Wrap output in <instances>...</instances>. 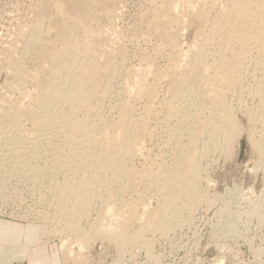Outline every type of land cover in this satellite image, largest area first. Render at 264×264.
<instances>
[{
    "label": "rangeland",
    "instance_id": "374dc122",
    "mask_svg": "<svg viewBox=\"0 0 264 264\" xmlns=\"http://www.w3.org/2000/svg\"><path fill=\"white\" fill-rule=\"evenodd\" d=\"M187 1L191 0H116L111 22L100 23L87 34L82 26L75 34L72 30L76 24L55 13L48 0H0V126L6 123L5 129H0V154L11 146L7 144L4 147L5 143H12L13 139L11 147L16 148L10 147L12 152L5 151V155H0V167L3 169L0 175L4 176L0 177V221L10 222L17 229L21 225L27 226L31 235L35 234V238L40 239L33 248L14 249L17 257L21 258L23 254L28 257L16 262H13V257L8 261L3 257L5 264H91L93 258L95 264H215L222 258L225 259L224 264H264V97L260 95L264 90V16L261 13L252 20L233 13L222 16V13L238 7L239 0H199L209 11L205 35L199 36L198 25L192 26L190 20L186 28L175 25L176 19L188 10ZM98 13L105 15L107 9L100 7ZM48 14L54 17L56 28L57 23L64 28L51 33L50 49L41 48L47 55L40 56L39 62L57 64L68 55L70 66L59 79L72 87L91 57L96 77L104 92L107 91V94L96 96L98 100L94 108L97 111L90 118L97 125L90 133L62 122L72 117L73 108L49 100L44 91L47 83L41 79L44 68L39 67V63L27 61L23 68L27 76L20 82L4 63L9 55L19 56L17 62L21 63L23 45L20 41L25 38L32 42V46L37 43L34 42L38 30L36 23ZM158 19L163 22H159L161 27L155 25ZM162 31L177 33L182 49L164 43ZM244 35L252 36L245 45L240 41ZM14 47L15 52L12 50ZM181 58L186 61L184 64L180 62L181 67L178 68L176 62ZM223 58L228 67L225 77L219 80V61ZM184 66L187 67L185 71L189 68V71L202 74L204 80L200 82L199 91L189 87L190 94H183H188V97L177 105V94L186 92L189 83L187 79L183 80L184 84L182 82ZM147 67L166 77L156 81L152 75L146 74L149 71ZM110 72L115 74L114 78H110ZM140 78L144 80L145 88H150L149 98L136 90V82ZM64 93L70 95L71 88ZM214 94L233 108L234 122L230 129L233 137L228 143L223 142V134L219 130L225 123H219L217 127L210 125L204 137L198 136L197 115L202 116L201 120L210 117L212 103L208 101L206 104L205 98ZM42 103L46 106L41 108ZM19 107L22 111L39 108L40 121H44L41 123L39 117H32L29 113L24 116L14 115L16 112L6 114ZM123 107H130L132 119L142 123L137 129L139 133L127 134L130 142L133 141L134 152L126 159L122 158L124 166L120 180L113 181V187L118 191V196L114 194L113 197L119 200L112 198L118 213L117 223H126L125 234L114 237L118 231L116 221L110 222L105 217V208L110 201L108 192L105 193L112 183L110 172L106 173L109 176L105 177L104 183L96 186L92 196L99 199L94 200L89 215L81 217V220L80 216L69 213L74 199L63 196L61 190L86 175L90 157L95 151L106 149L107 145L109 149L111 140H123L125 134L122 133L123 137L119 133L116 135L118 138L114 136L111 139L114 130L106 127L107 122L112 125L120 118ZM86 113L79 110L75 113L76 120H83ZM16 120L20 122L14 125ZM181 124L186 127L183 133L179 128ZM193 132L196 139L191 142L189 138ZM137 134L139 138L141 135V143ZM92 136L102 138L103 145L92 146L88 140L93 139ZM253 138L259 140L262 149L253 148ZM116 141L114 145H117ZM15 152L17 154L13 155ZM185 153L190 158H200L201 164L189 167L192 172L197 168L195 184L199 195L190 194L192 199H188L186 195L162 194L154 187V178L160 176L161 183L173 187L164 175L175 169L184 170L179 159ZM1 160L9 164L7 168L4 169L5 164ZM21 167L26 173L21 171L24 170ZM73 171L78 172L75 174ZM100 188L102 191L106 188V191L102 194ZM166 205L175 207L173 213L179 216L191 217L188 223L168 229L169 233L168 230L159 232L158 221L154 220L156 215L164 213L162 207ZM59 207H63L62 212ZM56 218L60 219L59 224L55 223ZM102 223L114 224L110 237L101 234L103 230L99 227ZM74 224L91 234V239L82 244L83 252L76 241ZM224 225L234 226L236 233H228L229 228ZM139 232L143 237H135ZM64 239L68 249L72 248L71 253L68 249L61 250ZM5 250V255H12L8 249Z\"/></svg>",
    "mask_w": 264,
    "mask_h": 264
},
{
    "label": "bare ground",
    "instance_id": "6f19581e",
    "mask_svg": "<svg viewBox=\"0 0 264 264\" xmlns=\"http://www.w3.org/2000/svg\"><path fill=\"white\" fill-rule=\"evenodd\" d=\"M49 1V5H51L55 11V13L59 14L61 17L63 18H66L68 20H71L73 24H76L74 25L73 27V32L76 34L80 27L84 26L85 27V33H89L90 31H92V28L100 23L102 24H106V23H109L113 20V17H114V3L116 2V0H48ZM240 2V5L238 7H234L232 9H230L229 11H226L224 13H222V16H227L231 13L233 14H239L240 16H243L247 19H254L252 17H255L257 16L258 14H262V16H264V0H254V1H249V0H239ZM186 5H189L188 6V10H185L182 14L181 17H179L178 19H176L175 21V25L179 26V27H184L186 28V24L188 23V21L190 22V24H197L199 29L198 30V34L199 36L203 35L205 32L204 30L206 29L207 27V22H208V10L206 7L203 6V3L199 0H191L190 2L187 1ZM100 7H105L107 9V13L104 15V14H101V13H98V10ZM96 13V14H95ZM252 18V19H251ZM42 20V21H41ZM39 20L37 23H36V27H38V30H37V36L34 40V42H37L35 43L33 46H32V42L29 43L28 39L25 40V38H23L20 43L21 45H23V48L21 49H18L20 52H21V55H20V64H18V59H19V56H15V55H9L5 58V61L4 63L6 64V66H8L11 71H12V75H14L15 79L18 80L19 82L22 81L24 78H26L27 74L24 73V65L27 61H34L36 63H39V67H43L44 68V73L41 77L42 81L44 83H47V86L44 87V91H46V95L48 96L49 100L50 101H53V102H58L60 103L61 105H64V106H69L70 108H73V115L72 117L68 118V119H63L62 122L63 123H67V125L71 128H74L73 126L76 125L75 127L77 128L78 127H81V129L83 131H86L87 133H90V131H93L94 128L96 127L97 125V122L95 120H92L90 118L91 114L93 116V114H95V110L96 108L95 105L97 104V98L96 96H98L99 94H107L106 92H104V88L101 86L102 84H100L99 80L97 79V73L94 72L93 70V64H92V61H91V57L89 58V62L87 63V65L84 67V69L82 70V74L81 76L79 77V79L76 80L75 83H73L72 87H69V85H65L64 82H61L60 79H59V76L61 75V73L63 71H66L68 70L69 66H70V60H69V56L66 55L64 56L62 59H61V62L60 63H48L47 65H45L44 63L41 64L39 62L40 60V56H46V52L45 51H42L43 49L45 50H49L50 49V36H51V33L53 31H59L60 29H63L64 27L60 24V23H57L58 27L56 28L55 25H54V17L51 16L50 14H48V16L45 18V19H41ZM156 22V23H155ZM154 23L157 27H159L163 22L160 21L159 19L156 20ZM159 22H162L160 23L159 25ZM165 23V22H164ZM155 26V27H156ZM163 26V25H162ZM165 26V24H164ZM170 26V25H169ZM161 27V26H160ZM197 27V28H198ZM151 28V27H150ZM164 29V28H163ZM29 32V31H28ZM31 32H34L33 29H31ZM205 35V34H204ZM162 38H163V42L164 43H168L169 45L173 46V47H176V48H180L179 47V38H178V34L177 33H173V32H170V31H167L166 33H164L162 31ZM252 40V36L251 35H244V36H241L240 37V41L242 43L247 44L249 41ZM262 43L264 44V40L262 41ZM264 46V45H263ZM41 48H43L41 50ZM182 48H180L179 50H181ZM14 52L16 50V47H14L12 49ZM180 53V52H179ZM181 54V53H180ZM181 57V56H180ZM186 61V60H185ZM184 59L181 58V60H179L178 62V68L180 66V62H182V64H184ZM150 64V63H149ZM177 65V64H176ZM176 67V66H175ZM181 67V66H180ZM227 67H228V64L226 62V60L223 58L219 61V68H220V76H219V80H221L223 77H225V73L227 72ZM184 68V71L186 70L187 67H183ZM147 69H149L147 67ZM146 70V69H145ZM141 71V70H140ZM147 71V70H146ZM144 72V71H143ZM96 73V74H95ZM170 73V72H169ZM168 73V74H169ZM183 73V72H182ZM146 74H150L152 75L156 81H161L163 76L166 77L163 73H160V72H155L152 69H149L148 73L146 72ZM114 73L113 72H110V78H114ZM97 76V77H96ZM146 76V75H145ZM187 77V78H184V77ZM183 79H182V82L183 80L187 79L189 83H187V91H182L180 93L177 94V97L179 96L177 102H175L177 105L178 104H181L184 99L186 97H188V94H190V90H188L189 87H191V89L193 90H198V88L200 87V82L204 80V76L196 71H189V68L187 71L184 72V74L182 75ZM142 78L144 79V77L142 76ZM140 78L138 79V82H136V87L138 90V94L142 95L144 94V97H148L149 93L148 91L150 90V88H145V82L144 80ZM181 78V77H180ZM208 79L205 77V80ZM209 80V79H208ZM211 82V80H210ZM215 82V81H214ZM213 82V83H214ZM203 83V82H202ZM208 83V82H207ZM217 83V82H215ZM184 84V82H183ZM182 84V85H183ZM185 85V86H186ZM211 85V84H210ZM202 87V86H201ZM67 88H71V93L70 95H67L65 94V90ZM180 88V87H179ZM176 89V88H175ZM178 89V88H177ZM185 89V88H184ZM174 91V90H172ZM177 91V90H176ZM199 91V90H198ZM185 93H188L186 96L183 95ZM260 95L261 97H264V90L261 92L260 91ZM181 95V96H180ZM259 95V96H260ZM101 96V95H100ZM213 96V95H212ZM210 96L211 98H205V103L207 104L208 101H211L212 104L211 107H213L212 109V113L210 115V117H208V119H204V120H201L200 118L202 116H200V114H198L197 116V122L198 123V127H197V130H199V135L198 136H202L204 137L205 133L209 132L207 131L209 126L210 125H213L214 127H217V125L219 123H225L226 125L223 126V127H220L219 130H221V133L223 134V142L225 143H228L230 142L231 138L233 137L232 134H231V127L233 125V122H234V118H233V108L228 104H226L225 102L221 101L219 96H214L212 97ZM103 97V96H102ZM97 99V100H96ZM174 99V98H173ZM211 99V100H209ZM186 100V99H185ZM100 103V101H99ZM188 103V102H187ZM59 104V105H60ZM186 105V104H185ZM263 107H264V103L262 104ZM45 103H42L39 107H45ZM97 106V105H96ZM206 106V105H205ZM132 107V106H131ZM175 107V106H174ZM172 107V109L174 108ZM208 108V106H206ZM204 107L203 108V111L204 109L206 108ZM124 108V107H123ZM122 108V109H123ZM13 109V108H12ZM83 111H87L86 113V117L83 118V120H76L77 118H75V113H77L79 110H82ZM181 109V108H180ZM175 109H173L172 111H174ZM170 111V110H169ZM11 112H16L14 113V115H23L26 113L27 115H31L32 117H36L39 119L40 121V116H39V108L38 109H32L30 111H27V110H24L22 111L21 108L19 107L18 109L14 108L12 111H8L6 112L7 113H10ZM19 112V113H17ZM23 112V113H22ZM121 112V111H120ZM131 112L133 113V110L131 111V108L130 107H125L124 110H122V113L121 115H119V119H117V121L115 122H112V125L109 124V122L106 123V127L109 129V130H114L113 132V137H117L116 135H120L121 133L122 134H125L124 137L123 135L121 134V136L123 137V140H121V142H117V145H114V141L112 142V140L110 141V147L109 149H107V146H106V149H104L105 147H103L102 150H97L94 152H92L93 154V157L91 155L90 157V162H89V168H87L88 172L85 173L86 171H83L86 175L82 176V178H80L79 180L75 181L73 183L72 186H69V187H62V190H61V193L63 194V196H72L73 197V203H72V207L70 208L69 210V213L71 215H74L75 217L78 215L80 216V219L81 220L82 218L81 217H87L89 215V211L91 210V205L92 203H94V200L97 199L94 196L95 192H96V186H100L99 184H103L104 183V179L105 177L108 175L106 174L107 172L111 173L112 174V183H111V180L109 183H111V187L106 190L102 189L100 190L99 189V192L101 191L102 194L104 193V191H106L105 193L108 192V196H109V202H112V204H110L108 202V204L106 205V208H105V217L106 219H108L110 222L112 221H116L115 225L118 227V231L114 234V237H117V236H120V235H123L125 234V230H126V223L125 222H122L121 224H118L117 221H118V213L116 211V208H114L113 206V199L114 200L116 199L114 196V194H117L118 191L115 190V187H113V181L114 180H117L119 181L120 180V176H121V170H122V166L123 165V162H122V158L126 159L127 157H130L132 155V152L133 151V146H132V142H130L131 140L128 139L129 135L127 136V134L131 133V132H134L135 134L136 133H139L137 131L138 127L141 126L139 124H141L142 122L141 121H134L132 118V114ZM171 112V111H170ZM169 112V113H170ZM205 112V111H204ZM29 113V114H28ZM98 113V112H97ZM96 113V114H97ZM114 113V112H113ZM119 113V112H118ZM198 113V112H197ZM196 113V114H197ZM201 115H202V112L200 111ZM136 114V113H135ZM99 115V114H98ZM101 115H103L101 113ZM180 115V114H179ZM183 115V114H182ZM181 115V116H182ZM187 115V114H186ZM7 116V115H6ZM13 116V115H12ZM11 116V117H12ZM2 117V116H1ZM142 117V116H141ZM173 117V116H172ZM4 118V117H3ZM14 118V117H12ZM185 118V117H184ZM188 118V117H187ZM192 118V116H191ZM19 119V118H17ZM20 119L21 116H20ZM101 119V118H100ZM171 119V118H170ZM173 119V118H172ZM20 122V120H16L15 121V124L16 125V122ZM42 121V120H41ZM40 121V122H41ZM44 121V120H43ZM42 121V122H43ZM111 121V120H110ZM145 121V120H144ZM143 121V123H144ZM169 121V120H168ZM194 121V120H193ZM5 122V121H4ZM41 122V123H42ZM111 123V122H110ZM182 123V122H181ZM186 123V122H185ZM6 124V123H5ZM3 124V125H5ZM103 124V122H102ZM145 124V123H144ZM193 124V123H192ZM0 126V129H5L6 125L5 126ZM81 125V126H79ZM182 126V124H181ZM179 127L183 133V131H186V127L185 126H182V127ZM191 126V125H189ZM21 127V126H20ZM105 127V128H106ZM112 128V129H111ZM12 129V128H11ZM21 129V128H20ZM75 129V128H74ZM97 129V128H96ZM140 129V128H139ZM138 129V130H139ZM188 129V128H187ZM178 131V126H177V129ZM215 130V129H214ZM13 131V130H12ZM179 130V133L181 132ZM207 131V132H206ZM1 132V130H0ZM9 132V131H8ZM96 132V131H95ZM176 132V131H175ZM13 133V132H12ZM23 133V132H22ZM120 133V134H119ZM133 133V134H134ZM189 133V132H188ZM4 134V133H3ZM3 134H1L3 136ZM24 134V133H23ZM25 134H27L25 132ZM98 134V133H97ZM178 134V133H177ZM181 134V133H180ZM191 134V137L189 138V140L192 141H195L196 139V136H194V132L193 133H190ZM5 135V134H4ZM111 135V134H109ZM108 135V136H109ZM138 135V134H137ZM172 135H176V134H172ZM26 136V135H25ZM32 136V135H31ZM105 136V135H104ZM103 136V137H104ZM177 136V135H176ZM190 136V135H189ZM22 137V136H21ZM29 137V136H28ZM34 137V136H33ZM91 137V135L89 136ZM95 137V136H92V138ZM119 137V136H118ZM117 137V138H118ZM186 137V136H185ZM253 137V135L251 136ZM8 138V136H7ZM12 138V137H11ZM9 138V139H11ZM37 138V137H35ZM105 138V137H104ZM107 138V137H106ZM121 138V137H120ZM135 138V137H134ZM138 141L141 140V135H140V138H139V135H138ZM174 138V137H173ZM211 138V137H210ZM5 139V138H3ZM8 139V140H9ZM27 139V138H26ZM88 139V138H87ZM102 138H93V139H88L90 144L98 146V145H103L102 144V141L100 140ZM186 139V138H185ZM213 139V138H212ZM252 139V138H251ZM263 139V138H262ZM1 140V138H0ZM44 140V139H43ZM42 140V141H43ZM87 140V141H88ZM137 140V139H136ZM6 141V139H5ZM12 141V140H11ZM14 141V139H13ZM12 141V143L10 141H6L7 143L6 146L4 147H7V144L8 146L11 145L13 146L14 142ZM39 141V140H38ZM199 141V140H198ZM262 141V140H260ZM1 142V141H0ZM3 142V141H2ZM10 142V143H9ZM108 142V141H107ZM140 142V141H139ZM200 142V141H199ZM213 142L215 144H217V142L215 141V139L213 140ZM36 143V142H35ZM103 143H104V140H103ZM109 143V142H108ZM132 143V144H131ZM141 143V142H140ZM204 143V142H203ZM1 144V143H0ZM4 144V145H5ZM116 144V143H115ZM190 144V142H189ZM202 144V143H201ZM251 144H253V148H256L258 150L262 149L261 147H259V140H257L256 138L254 139L253 138V143H252V140H251ZM3 145V144H2ZM1 145V146H2ZM33 145V144H32ZM88 145V144H87ZM106 145V144H105ZM134 145V144H133ZM138 145V144H137ZM10 146V147H11ZM15 146V145H14ZM9 147V148H10ZM91 147V146H90ZM99 147V146H98ZM185 147V146H184ZM183 147V150H185V148ZM204 147V146H203ZM9 148L7 149H4V154H0L1 156L2 155H5V151L6 152H9ZM86 148V147H85ZM10 149H16L14 147H11ZM96 149V148H95ZM188 149V147H187ZM2 149H0L1 151ZM55 150V149H54ZM79 150V149H78ZM81 150V148H80ZM90 150V149H89ZM13 150H11L10 152H12ZM17 152V151H16ZM13 153V155L17 154V153ZM22 152V151H21ZM84 151H82L83 153ZM180 152V151H179ZM184 152V151H183ZM46 153V152H45ZM44 153V154H45ZM80 153V152H79ZM123 153V155H122ZM53 154V153H52ZM81 154V153H80ZM88 154V153H87ZM7 155V154H6ZM12 155V156H13ZM20 155V154H19ZM23 155V154H22ZM20 155V156H22ZM49 155V154H47ZM56 155V154H55ZM44 156V155H43ZM124 156V157H122ZM134 156V155H133ZM5 157V156H3ZM14 157V156H13ZM81 157V156H80ZM179 157V156H178ZM12 158V157H11ZM23 158V157H22ZM34 158V157H33ZM41 158V157H40ZM46 158V157H45ZM50 158V157H49ZM54 158V157H53ZM83 159V157H81ZM80 158V159H81ZM85 158V157H84ZM87 158V157H86ZM6 159V158H5ZM4 159V160H5ZM20 159V158H19ZM58 159V158H57ZM79 159V158H78ZM77 159V160H78ZM133 159V158H132ZM177 159V158H176ZM9 160V159H7ZM13 160V159H12ZM17 160V158H16ZM38 160V159H37ZM48 160V159H47ZM86 160V159H85ZM130 160V159H128ZM175 160V159H174ZM180 163H182V165L184 166V170H180V169H175L173 171H169L167 174H163L164 177L167 178V180L169 179V181H171V183L173 184V187H167L166 185H164V183H161L160 182V176H158L157 178H154L153 180V185L154 187L156 186L157 187V190L160 191L162 194H180V195H186L185 197L188 198V199H192V194H198L197 193V189H196V184L195 182L197 181V176H196V173H197V168L195 167V169L193 170V172L191 170H189V167L191 164L193 165H197L199 162H200V158L195 156V157H192L190 158L189 157V154L185 153L181 159ZM2 161V160H1ZM21 161V160H20ZM25 160H23V163ZM51 161V160H50ZM80 161V160H79ZM88 161V159H87ZM202 161V160H201ZM4 163V161H2ZM1 162V163H2ZM38 162V161H37ZM81 162V161H80ZM78 162V163H80ZM162 162V161H161ZM8 163V162H7ZM12 163V162H11ZM73 163V162H72ZM76 163V164H78ZM127 163V161L125 162ZM160 163V162H159ZM5 168L6 165H9V164H6V162L4 163ZM3 164V165H4ZM37 164V163H36ZM54 164V163H53ZM56 164V163H55ZM69 164V163H68ZM74 164V163H73ZM82 164V163H80ZM85 164H86V161H85ZM163 164V163H162ZM166 164V163H165ZM201 164V162H200ZM264 162L262 163V166H263ZM39 165V164H37ZM79 165V164H78ZM0 166H2L0 164ZM51 166V165H50ZM54 166V165H53ZM71 166V164H70ZM69 166V167H70ZM77 165H75L76 167ZM72 167L71 166V170H72ZM84 167V165H83ZM87 167V166H86ZM85 167V169H86ZM161 167V166H160ZM173 167V166H172ZM11 168V167H10ZM13 168V167H12ZM15 168V167H14ZM19 169V167H17ZM17 168H16V171H17ZM22 169H24L23 167H21ZM32 168V167H31ZM36 168V167H35ZM40 168V167H38ZM79 168V166H77V169ZM192 168V167H191ZM2 168L0 167V170ZM30 169V168H29ZM76 168L74 169V171L77 170ZM3 170V169H2ZM1 170V171H2ZM8 170V169H7ZM11 170V169H10ZM36 170V169H35ZM34 170V171H35ZM39 170V169H38ZM70 170V171H71ZM80 170V168H79ZM78 170V171H79ZM170 170V169H169ZM0 171V172H1ZM15 171V172H16ZM20 171V170H19ZM22 172L25 171L24 170H21ZM28 171V170H27ZM32 171V169H31ZM37 171V170H36ZM69 171V172H70ZM73 173H77V172H74ZM168 171V170H167ZM7 172V171H5ZM4 172V173H5ZM14 172V171H12ZM11 172V173H12ZM18 172V171H17ZM16 172V173H17ZM80 172V171H79ZM82 172V173H83ZM9 173V172H8ZM7 173V174H8ZM26 173V171H25ZM123 173V172H122ZM160 173V172H159ZM166 173V172H165ZM1 174V173H0ZM14 174V173H13ZM20 174V173H18ZM9 177H10V174H8ZM7 175V176H8ZM17 176V174H15ZM22 175V174H20ZM25 175V174H24ZM29 175V174H28ZM37 175V173H36ZM124 175V174H122ZM162 175V176H163ZM6 176V175H5ZM6 176V177H7ZM78 176V175H77ZM109 176V175H108ZM0 177H4L3 175H0ZM8 177V178H9ZM22 177V176H21ZM27 177V176H26ZM31 177V176H30ZM75 177V176H74ZM111 177V176H110ZM123 177V176H122ZM108 178V177H107ZM10 179V178H9ZM20 179V178H19ZM34 179V178H33ZM37 179V176L36 178ZM110 179V178H109ZM108 179V180H109ZM119 179V180H118ZM165 179V178H164ZM29 180V179H28ZM38 180V179H37ZM115 181V182H117ZM24 182V181H23ZM32 183V182H31ZM108 183V182H107ZM108 183V184H109ZM118 183V182H117ZM170 185V184H169ZM102 186V185H101ZM104 186V185H103ZM155 187V188H156ZM103 188V187H102ZM123 188V187H122ZM123 189H121V192H122ZM98 192V191H97ZM100 192V193H101ZM93 194V196H92ZM97 194V193H96ZM191 194V196H190ZM120 195V194H119ZM199 195V194H198ZM98 196V195H97ZM102 196V195H101ZM118 196V194H117ZM163 196V195H162ZM161 196V197H162ZM196 196V195H194ZM164 197V196H163ZM99 199V198H98ZM97 199V200H98ZM117 201H119L118 199H116ZM115 200V201H116ZM168 201V200H166ZM169 202V201H168ZM116 204V202L114 203ZM62 208L63 207H59V211L62 212ZM189 210L191 209H195V208H191V207H187ZM164 213L161 214V215H156L154 221H158V225L157 226V229L159 232H166L168 229H172L174 228L175 226L177 225H183V223L187 224L188 221L190 220L189 217H182V216H179L178 213H173V209H175V207L173 206H170V205H166L165 207H162ZM104 211V212H105ZM166 212V213H165ZM68 213V214H69ZM67 214V215H68ZM107 214V215H106ZM167 214V215H166ZM78 218V217H77ZM105 219V218H104ZM105 219V220H106ZM104 220V221H105ZM55 223L57 222V224H59L60 222V219L56 218L54 219ZM263 223V221L261 222V224ZM103 224V223H102ZM100 225L99 227V230L102 229L103 230V233H101L103 236H111L112 233V229L114 227V224L112 223H104L103 225ZM260 223H258V225H261ZM79 225H75L74 224V227H73V230L74 232H76V241H77V244L79 245V250L81 252H83L84 250V247H83V243L84 242H87L91 239V234L89 232H86L82 229H80L78 227ZM223 227H226L227 229L229 228V232H232V233H236V228L232 225H224ZM56 228V227H55ZM225 228V229H226ZM56 230V231H55ZM54 233H57V229H54L53 230ZM84 231V232H83ZM234 231V232H233ZM168 233L170 232V230L167 231ZM227 232V230H226ZM225 232V233H226ZM80 236H79V234ZM222 233V231H221ZM227 233V234H228ZM62 234V233H61ZM136 236L135 237H139L141 238V236L143 235L142 232H139V233H136L135 234ZM143 237V236H142ZM75 241V242H76ZM147 242L148 239H147ZM151 242V241H150ZM68 249V245H67V240H63L61 242V250L64 251ZM70 249H68V252H72V248L71 250L69 251ZM264 250V249H263ZM263 254V253H262ZM67 257V256H66ZM65 257V258H66ZM224 261L225 259L222 258L220 260H218L215 264H224Z\"/></svg>",
    "mask_w": 264,
    "mask_h": 264
},
{
    "label": "crops",
    "instance_id": "0c3cea01",
    "mask_svg": "<svg viewBox=\"0 0 264 264\" xmlns=\"http://www.w3.org/2000/svg\"><path fill=\"white\" fill-rule=\"evenodd\" d=\"M12 223L0 221V264H5L3 257L7 259V261L13 257L15 258L13 262L21 261V259L28 257V255H24L20 258L17 257V253H15L14 249L23 247L25 250L35 247L38 244V240L35 238V234L31 235V229L27 226L21 225L19 229L13 228ZM20 226V225H19ZM27 229V232L25 230ZM39 238V236L37 235ZM10 251L12 255H5L4 251ZM3 251V252H2ZM16 255V256H14ZM20 258V259H18ZM13 260V259H12ZM10 260L9 263L12 262Z\"/></svg>",
    "mask_w": 264,
    "mask_h": 264
},
{
    "label": "built area",
    "instance_id": "2783aa9c",
    "mask_svg": "<svg viewBox=\"0 0 264 264\" xmlns=\"http://www.w3.org/2000/svg\"><path fill=\"white\" fill-rule=\"evenodd\" d=\"M91 264H95V258H93V260H92Z\"/></svg>",
    "mask_w": 264,
    "mask_h": 264
}]
</instances>
